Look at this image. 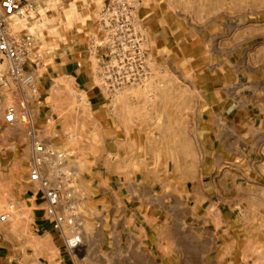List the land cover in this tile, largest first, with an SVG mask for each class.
Returning <instances> with one entry per match:
<instances>
[{
	"label": "crops",
	"instance_id": "obj_1",
	"mask_svg": "<svg viewBox=\"0 0 264 264\" xmlns=\"http://www.w3.org/2000/svg\"><path fill=\"white\" fill-rule=\"evenodd\" d=\"M30 1L28 30L54 6L66 24L52 35L38 28L30 109L38 136L40 127L49 144L68 151L64 191L73 190L84 224L71 250L72 229L54 226L29 179L0 220V264H264L249 241L233 237L238 227L224 202L227 168L246 166L252 136L264 141V87L236 79L232 90L222 81L185 100L149 80L143 95L135 86L104 94L89 44L103 0Z\"/></svg>",
	"mask_w": 264,
	"mask_h": 264
},
{
	"label": "rangeland",
	"instance_id": "obj_2",
	"mask_svg": "<svg viewBox=\"0 0 264 264\" xmlns=\"http://www.w3.org/2000/svg\"><path fill=\"white\" fill-rule=\"evenodd\" d=\"M52 9L49 15L47 10L42 13L41 22L32 23L29 31L35 36L47 30L52 35L53 30L59 32L65 27L58 14L61 8ZM115 10L123 18L131 16L130 27L140 54L128 50L123 40L117 43V39L109 38L115 26L109 16ZM96 27L89 44L107 63L114 62L118 72H113L111 64V79H124L129 74L142 79L134 87L136 95L148 90L143 86L149 80L167 82L168 97L178 92L185 100L191 99L192 93L202 98L222 81L232 90L238 85L236 79L264 87V0H103ZM4 66L0 64V68ZM101 88L104 94H112L105 86ZM128 89L119 91L127 93ZM153 89L159 94L158 88ZM10 91L0 88V214L10 199L20 197L31 184L29 125L23 121L8 125L4 119L6 108L15 103ZM168 103L169 108L175 106L174 99ZM39 131L44 135L39 132V136L50 143L40 127ZM260 137H251L245 167L227 168L231 171L230 197L224 201L232 212L228 221L238 227L233 237L249 241L247 249L255 257H264V141Z\"/></svg>",
	"mask_w": 264,
	"mask_h": 264
},
{
	"label": "built area",
	"instance_id": "obj_3",
	"mask_svg": "<svg viewBox=\"0 0 264 264\" xmlns=\"http://www.w3.org/2000/svg\"><path fill=\"white\" fill-rule=\"evenodd\" d=\"M32 11L33 3L30 0H0V64L5 63L4 68H0V88L12 90L15 96V103L6 108L4 119L8 125L22 121L28 123L32 145L29 179L43 191L46 213L52 218L54 226L61 230L67 225L72 229L73 234L66 239L72 250L81 241L84 223L73 200V190L64 191L65 186L71 182L66 168L68 151L46 143L32 126L30 100L35 91L36 72L29 65L38 67L41 63V55L36 49L39 38L27 29ZM109 20L115 23L109 38L117 39V43L123 40L122 44L126 43L128 50L140 54L142 50L136 44L135 31L130 27L131 16L123 18L115 10ZM123 50L126 48L123 47ZM91 53L97 58L96 76L111 93L119 92L122 87H134L141 82V78L131 74L124 79H111V64L113 72H118L114 62L107 63L92 46ZM13 207V203L8 204V209L0 214L1 221L10 218Z\"/></svg>",
	"mask_w": 264,
	"mask_h": 264
}]
</instances>
